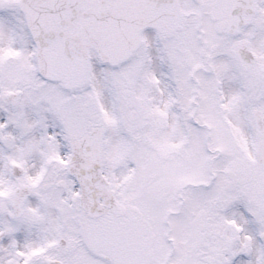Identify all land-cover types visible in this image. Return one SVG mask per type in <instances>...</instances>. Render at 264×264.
I'll return each instance as SVG.
<instances>
[{"label":"snow or ice","instance_id":"6c2138e0","mask_svg":"<svg viewBox=\"0 0 264 264\" xmlns=\"http://www.w3.org/2000/svg\"><path fill=\"white\" fill-rule=\"evenodd\" d=\"M0 264H264V0H0Z\"/></svg>","mask_w":264,"mask_h":264}]
</instances>
